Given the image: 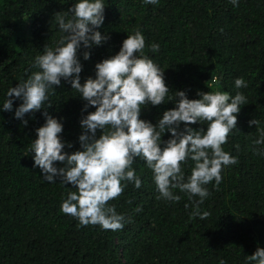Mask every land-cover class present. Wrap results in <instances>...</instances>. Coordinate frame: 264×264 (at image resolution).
Wrapping results in <instances>:
<instances>
[{"label": "trees", "instance_id": "16d2710c", "mask_svg": "<svg viewBox=\"0 0 264 264\" xmlns=\"http://www.w3.org/2000/svg\"><path fill=\"white\" fill-rule=\"evenodd\" d=\"M76 2L0 0V264H255L247 256L264 248V155L253 151H264V145H253L264 130V0H239L238 7L229 0H159L156 5L103 0L105 19L96 30L109 38L90 48L81 42V84L95 78V65L117 54L128 35L139 30L145 38L143 54L164 70L170 89L166 102L142 107L141 119L157 124L176 107L168 101L176 91H185L189 99L208 91L246 97L237 127L222 145L238 163L222 168L218 187L215 181L204 186L210 195L199 209L209 215L193 218L200 197L189 199L178 188L172 189L181 197L178 202L157 199L152 170L136 158L132 168L141 187L122 181L127 185L123 194L109 202L125 218L123 229L116 231L79 226L76 218L62 213V202L76 189L59 177L55 183L46 181L33 166L30 144L46 122L45 108L18 119L15 110L22 100L13 98L12 110H3L8 90L37 71L35 57L46 45L55 48L65 35L55 14L68 13ZM153 43L159 44L158 52L151 51ZM86 51L91 53L87 60ZM237 78L247 87L237 89ZM48 95L47 112L63 124V151L83 150L80 121L96 108L85 109L87 101L63 78ZM252 119L260 125L250 126ZM190 126L206 130L207 122ZM101 134L98 129L97 138ZM170 138L165 132L162 141ZM193 166L190 159L182 165L185 182Z\"/></svg>", "mask_w": 264, "mask_h": 264}, {"label": "clouds", "instance_id": "9594fccd", "mask_svg": "<svg viewBox=\"0 0 264 264\" xmlns=\"http://www.w3.org/2000/svg\"><path fill=\"white\" fill-rule=\"evenodd\" d=\"M156 5L159 0H143ZM239 6V0H229ZM103 0H78L68 13L55 14V22L65 33L55 48L45 46L43 54L35 57L33 67L37 69L27 80L19 82L7 92L3 110L11 111L13 98L22 100L15 110V118L45 108L46 122L36 129L37 138L30 144L34 153V167L43 173L46 181L55 183L57 177L64 185H72L76 191L69 192L61 204V212L76 218L79 226L99 225L104 230H122L125 218L118 215L109 202L120 197L126 183H134L138 189L141 179L132 165L136 158L144 160L153 172L159 195L157 199L178 202L181 197L172 189L187 193L189 199L199 196L192 217L206 218L209 213H200L199 204L210 195L205 185L215 181L218 187L222 180V168L238 163V159L226 152L230 132L237 127V114L246 97L237 92L234 96L221 91L200 92L199 99H189L185 91H176V107L163 113L157 124L140 118L141 109L147 104L158 106L166 102L169 88L164 79V70L144 55L145 38L137 30L123 41L119 52L95 65L96 77H89L81 84L82 64L78 58L81 42L85 48L101 45L109 37L96 29L105 19ZM153 43L152 52L159 51ZM84 52V59L90 58ZM68 81L82 99L84 108L94 106L96 110L83 116L80 123L84 130L79 136L83 150L64 152L65 143L59 134L63 124L47 112L51 107L49 90ZM235 87H247L242 78L235 80ZM179 97V99H176ZM207 122L206 130L193 129L190 125ZM28 123L24 120V124ZM185 127L181 130V124ZM249 125H260L252 119ZM102 134L97 138V130ZM165 132L171 138L162 141ZM165 146L161 148V144ZM253 145H264V130ZM72 145L69 144L68 147ZM238 147V146H237ZM254 154L264 155L259 148ZM194 162L191 175L185 182L182 165ZM63 163L56 167L54 162ZM188 207V205H185ZM140 209H137L139 211ZM249 262L264 264V248L248 255ZM221 264H224L221 261Z\"/></svg>", "mask_w": 264, "mask_h": 264}]
</instances>
